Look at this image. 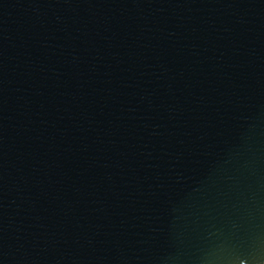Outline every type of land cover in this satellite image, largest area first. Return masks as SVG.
Wrapping results in <instances>:
<instances>
[{
	"label": "water",
	"instance_id": "1",
	"mask_svg": "<svg viewBox=\"0 0 264 264\" xmlns=\"http://www.w3.org/2000/svg\"><path fill=\"white\" fill-rule=\"evenodd\" d=\"M0 264H264V0H0Z\"/></svg>",
	"mask_w": 264,
	"mask_h": 264
}]
</instances>
